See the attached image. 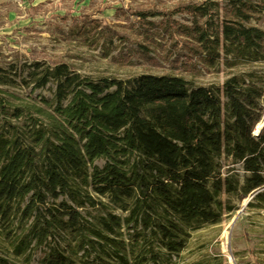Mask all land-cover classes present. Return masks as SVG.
Here are the masks:
<instances>
[{
	"label": "trees",
	"instance_id": "obj_1",
	"mask_svg": "<svg viewBox=\"0 0 264 264\" xmlns=\"http://www.w3.org/2000/svg\"><path fill=\"white\" fill-rule=\"evenodd\" d=\"M182 10L193 18L174 33L208 67L222 52L238 66L221 87L167 72L93 77L68 62L0 65V264H29L44 245L40 264H177L196 224L264 185V127L253 133L264 66L248 68L264 65V29L252 22L264 0ZM49 83L51 97L34 94ZM248 206L264 208V190Z\"/></svg>",
	"mask_w": 264,
	"mask_h": 264
},
{
	"label": "rangeland",
	"instance_id": "obj_2",
	"mask_svg": "<svg viewBox=\"0 0 264 264\" xmlns=\"http://www.w3.org/2000/svg\"><path fill=\"white\" fill-rule=\"evenodd\" d=\"M202 1L5 0L0 4V65L20 66L24 61L35 60L68 62L77 71L93 77L126 78L167 72L196 84L214 83L221 87L231 72L238 71V66L231 69L221 51L220 62L208 67L199 53L194 52L196 42L174 33L179 23L190 25L193 18L185 10L176 12V8ZM215 1L220 7L227 3ZM140 11L162 14L141 18ZM252 22L264 29V15ZM262 66L248 68L260 70ZM54 87V83H49L34 94L41 92L51 97ZM14 90L22 94L30 88L15 86ZM105 162L106 159L99 158L95 164L103 166ZM223 163L242 173L238 163L231 160ZM258 188L264 190V185L247 195L231 196L236 209L223 214L219 221L196 224L177 264L211 259L215 255L233 264H264V208L248 206L254 198L250 195ZM227 198L223 196L224 200ZM228 231L231 240L226 249L223 235ZM48 250L46 245L35 250L29 264H40Z\"/></svg>",
	"mask_w": 264,
	"mask_h": 264
},
{
	"label": "bare ground",
	"instance_id": "obj_3",
	"mask_svg": "<svg viewBox=\"0 0 264 264\" xmlns=\"http://www.w3.org/2000/svg\"><path fill=\"white\" fill-rule=\"evenodd\" d=\"M263 120H264V118L261 119L258 122V124H257V126L255 128V132H258L262 128V126L264 124ZM245 201H247V199ZM223 236H224V239H223L224 240V246L227 249L228 248V245L230 243V240H231V233L229 231L228 232H225Z\"/></svg>",
	"mask_w": 264,
	"mask_h": 264
},
{
	"label": "water",
	"instance_id": "obj_4",
	"mask_svg": "<svg viewBox=\"0 0 264 264\" xmlns=\"http://www.w3.org/2000/svg\"><path fill=\"white\" fill-rule=\"evenodd\" d=\"M263 122H264V120H263ZM259 191H262L261 188L256 189L255 192H253V193L250 195V197H251V198L255 197V195H256L257 192H259Z\"/></svg>",
	"mask_w": 264,
	"mask_h": 264
},
{
	"label": "built area",
	"instance_id": "obj_5",
	"mask_svg": "<svg viewBox=\"0 0 264 264\" xmlns=\"http://www.w3.org/2000/svg\"><path fill=\"white\" fill-rule=\"evenodd\" d=\"M263 127V126H262ZM262 128L258 131V132H255V129L253 131L254 135H259V133L261 132ZM233 259V258H232ZM232 261V260H231ZM230 262V261H229ZM234 262V260H233ZM230 264H233L232 262H230Z\"/></svg>",
	"mask_w": 264,
	"mask_h": 264
},
{
	"label": "crops",
	"instance_id": "obj_6",
	"mask_svg": "<svg viewBox=\"0 0 264 264\" xmlns=\"http://www.w3.org/2000/svg\"><path fill=\"white\" fill-rule=\"evenodd\" d=\"M5 0H0V4L3 3Z\"/></svg>",
	"mask_w": 264,
	"mask_h": 264
}]
</instances>
